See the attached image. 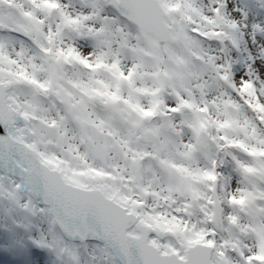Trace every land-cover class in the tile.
Segmentation results:
<instances>
[{"label":"snow or ice","instance_id":"1","mask_svg":"<svg viewBox=\"0 0 264 264\" xmlns=\"http://www.w3.org/2000/svg\"><path fill=\"white\" fill-rule=\"evenodd\" d=\"M0 264H264V0H0Z\"/></svg>","mask_w":264,"mask_h":264}]
</instances>
